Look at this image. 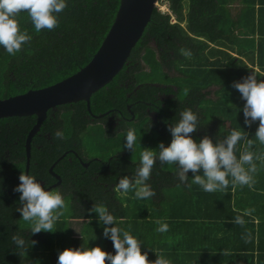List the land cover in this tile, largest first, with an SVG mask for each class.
<instances>
[{"label":"trees","instance_id":"1","mask_svg":"<svg viewBox=\"0 0 264 264\" xmlns=\"http://www.w3.org/2000/svg\"><path fill=\"white\" fill-rule=\"evenodd\" d=\"M159 1L168 11L153 9L126 64L90 96V111L84 101L58 105L47 111L31 139L28 175L37 182L64 154L56 166L64 164L58 170L66 207L52 233L31 234L18 211L20 194L14 191L24 174V142L35 116L0 118V264H56L59 251L99 247L102 241V250L114 254L110 239L103 236V228L112 226L136 237L150 262L157 254L171 264H253V214L260 211L256 204L264 192V159L253 161L257 170L251 187L233 185L228 177L229 186L221 191L204 192L195 184L188 188L190 170L187 181L181 182L178 165L156 160L146 181L155 193L149 200H136L131 191L124 194L115 188L124 177L134 182L139 163L131 158L132 150L123 147L127 131L139 134L137 149L158 151L160 143H170L169 129L185 108L198 116L197 128L189 134L195 142L204 137L213 144L223 142L239 127L246 139L254 140L249 151L264 157V145L255 141L258 122L244 125V101L232 86L250 74L264 81V0ZM234 2L238 5L233 10ZM118 5L119 0H68L58 14V26L39 33L21 12L16 18L19 29L32 39L15 56L0 47V99L52 85L83 67L100 46ZM147 110L156 114V121ZM107 111L102 117L91 115ZM111 114L120 117V129L113 130ZM56 130L63 131V139L55 138ZM154 131L159 138L151 141ZM243 143L238 141L234 149L237 158ZM74 152L82 160L98 159L86 168ZM97 206L114 217L112 225L99 221ZM237 215L244 219L243 226L233 222ZM157 217L168 224L167 232L155 231ZM72 220H82L78 236L70 228ZM262 225L264 218L256 226ZM92 228L98 236L90 237ZM13 235L25 239V250L15 249ZM256 247V264H264V247L261 242Z\"/></svg>","mask_w":264,"mask_h":264},{"label":"clouds","instance_id":"2","mask_svg":"<svg viewBox=\"0 0 264 264\" xmlns=\"http://www.w3.org/2000/svg\"><path fill=\"white\" fill-rule=\"evenodd\" d=\"M68 0H0V47L9 55L15 56L22 46L28 43L32 37L26 32H21L18 26L17 16L26 12L34 27L35 32L41 30H53L58 26V14L67 7ZM238 90L244 101L242 113L244 125L258 122L255 131V141L264 145V81H258L254 75H248L241 82L232 85ZM198 124V116L191 108H185L179 114V119L170 127V143L165 146L160 143L158 151L142 149L139 152V163L135 168L134 182L128 177L119 179L115 188L127 194L133 193L136 200H149L155 193L146 181L153 172L156 160L162 164L178 165L176 175L181 182L187 181L186 173H193L192 184L198 185L204 192H217L229 186V179L233 185L249 186L254 183L252 173L257 168L254 159L261 160L264 157L254 156L252 151L254 140L246 139L245 132L239 127L233 128L223 142L213 144L208 138H202L195 142L190 133H193ZM55 138L63 139L62 130H56ZM243 141V151L239 158L234 154L237 142ZM137 145V134L134 130H128L124 136L123 147L134 150ZM203 175L196 174L201 171ZM19 184L14 188L18 192L22 206L19 214L26 222L32 235L41 232L52 233L55 225L65 209V200L58 191H46L34 176L21 174ZM95 211L99 214V221L103 225H112L114 217L108 214L104 206H97ZM248 213L246 212L245 215ZM243 226L244 219L237 215L233 221ZM157 225V233L168 231V224L159 217L154 220ZM103 236L110 239L114 254L102 250L101 247L65 248L57 253L56 264H171L163 255H157L154 262L148 260V253L141 251V242L131 235L129 231L119 226L104 227ZM11 244L15 249L25 250V239L19 235L11 237ZM35 246L36 241L30 242Z\"/></svg>","mask_w":264,"mask_h":264},{"label":"water","instance_id":"3","mask_svg":"<svg viewBox=\"0 0 264 264\" xmlns=\"http://www.w3.org/2000/svg\"><path fill=\"white\" fill-rule=\"evenodd\" d=\"M158 1L119 0L112 24L96 52L83 67L52 85L29 89L24 93L0 99V118L35 116V122L28 131L24 142L25 175H28L31 139L46 118L47 111L50 109L54 111L58 105L77 101H84L87 110L90 111V96L110 82L126 64L132 48L142 35ZM107 113L98 115L91 113V115L92 117H102ZM52 166L53 164L50 171Z\"/></svg>","mask_w":264,"mask_h":264},{"label":"flooded vegetation","instance_id":"4","mask_svg":"<svg viewBox=\"0 0 264 264\" xmlns=\"http://www.w3.org/2000/svg\"><path fill=\"white\" fill-rule=\"evenodd\" d=\"M148 111V110H147ZM108 112V111H107ZM149 116L153 119V120H157V116L154 112H150L148 111ZM108 119L111 120L110 124L114 129H120L119 127V123H120V117L115 116L114 114L108 115ZM124 119H128L127 117H124ZM93 123V122H92ZM97 123V122H94ZM102 127H104L102 125ZM46 138H49V134L46 133L43 135ZM72 150V149H70ZM75 153V152H74ZM75 155L78 157V159L80 160V163L82 164L83 167H89L90 166V162L93 160H97L98 157H92L89 159H85L82 160L80 158V155L76 152ZM70 160V159H69ZM71 161V160H70ZM55 161H53L47 168V172L44 173V175H42V177L39 179L38 183L41 184V186L46 190V191H58L60 193L61 189H62V183H63V179L61 177V173H59L58 169H61V167L64 166L63 163L59 164L58 166H56L57 162L54 163ZM52 166V170L50 171V167ZM55 168V169H54Z\"/></svg>","mask_w":264,"mask_h":264},{"label":"rangeland","instance_id":"5","mask_svg":"<svg viewBox=\"0 0 264 264\" xmlns=\"http://www.w3.org/2000/svg\"><path fill=\"white\" fill-rule=\"evenodd\" d=\"M158 7L160 8V9H163V10H165V6L163 7V3L162 2H160V1H158ZM238 4H237V2H234L232 5H231V8L234 10V9H236ZM102 132V131H101ZM137 132H139L140 134H141V130H137ZM120 135H122V132H120ZM137 135H139V134H137ZM158 139L159 138V134H157V132L156 131H154V134L152 135V138H151V141H155L154 139ZM111 143L110 144H112L113 145V142L112 141H115L114 139H112L111 138ZM119 143H117V145H118ZM137 146H138V144H137ZM110 148H114V149H116L115 148V146H112V147H110ZM118 148H120V147H118ZM142 148L143 149H145L143 146H142ZM113 149V150H114ZM142 149H137V147L135 146V148H134V150L132 151V152H130V156H131V158H133L134 160H139V152L141 151ZM81 223H82V220H72V221H70V228H71V230H72V233H73V235L74 236H78V234H79V230H80V227H81ZM94 236H98V235H96L95 234V230L92 228V230H91V232H90V237H94ZM99 238V240H102V237H101V235L98 237ZM97 242H100V241H97ZM102 243H103V241L101 242V244L99 245V247L100 246H102ZM93 247V246H92ZM102 248V247H101Z\"/></svg>","mask_w":264,"mask_h":264},{"label":"crops","instance_id":"6","mask_svg":"<svg viewBox=\"0 0 264 264\" xmlns=\"http://www.w3.org/2000/svg\"><path fill=\"white\" fill-rule=\"evenodd\" d=\"M262 194L263 195L261 197V203L256 204V208L260 211L258 212V214H255V215L253 214V221L255 223V227H257V228H255V232H254L253 237H252L253 238V244H254V248L252 251V254H253L252 257H254L253 258V261H254L253 264H256V257H258V254H259L256 246L261 242V245H263V247H264V225H262V227L256 226L257 221H259L260 218H264V192ZM242 240H244V239H242ZM245 251H247V250H245ZM244 253H248V252H240L241 257H242V255H244L245 257H249V256H246V254H244ZM262 254L264 255V248H263ZM243 261L244 260H242L241 263H243Z\"/></svg>","mask_w":264,"mask_h":264},{"label":"built area","instance_id":"7","mask_svg":"<svg viewBox=\"0 0 264 264\" xmlns=\"http://www.w3.org/2000/svg\"><path fill=\"white\" fill-rule=\"evenodd\" d=\"M164 6H165V10L160 9V8L158 7V4H156V7H158L159 10H161V11H168L167 5H166L165 3L163 4V7H164Z\"/></svg>","mask_w":264,"mask_h":264}]
</instances>
